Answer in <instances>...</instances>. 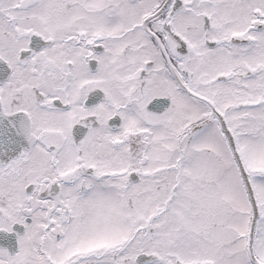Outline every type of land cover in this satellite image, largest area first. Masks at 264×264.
Listing matches in <instances>:
<instances>
[{
  "label": "snow or ice",
  "instance_id": "obj_1",
  "mask_svg": "<svg viewBox=\"0 0 264 264\" xmlns=\"http://www.w3.org/2000/svg\"><path fill=\"white\" fill-rule=\"evenodd\" d=\"M0 264H264V0H0Z\"/></svg>",
  "mask_w": 264,
  "mask_h": 264
}]
</instances>
